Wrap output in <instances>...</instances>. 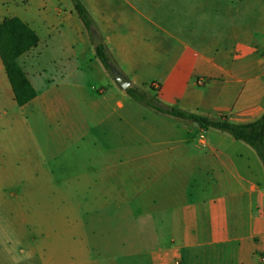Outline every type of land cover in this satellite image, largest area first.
Segmentation results:
<instances>
[{"label":"crops","instance_id":"1","mask_svg":"<svg viewBox=\"0 0 264 264\" xmlns=\"http://www.w3.org/2000/svg\"><path fill=\"white\" fill-rule=\"evenodd\" d=\"M113 65L164 108L264 114V0H80ZM38 43L0 56V264H264V165L228 133L131 99L71 0H0ZM34 228V234L30 229Z\"/></svg>","mask_w":264,"mask_h":264},{"label":"trees","instance_id":"2","mask_svg":"<svg viewBox=\"0 0 264 264\" xmlns=\"http://www.w3.org/2000/svg\"><path fill=\"white\" fill-rule=\"evenodd\" d=\"M71 2L77 16L90 35V30L95 25L89 12L80 0H71ZM38 41L35 33L17 18L5 19L0 24V56L19 106H24L32 101L36 96V92L18 65L17 59L36 46ZM95 56L112 77L110 64H113V62L104 44L95 48ZM154 86L151 85L148 91L130 87L126 93L141 105L159 113L197 123L202 130L212 129L228 133L234 140L244 142L253 148L264 165V114L255 122L237 124L231 122L226 115L209 118L186 113L178 108H164Z\"/></svg>","mask_w":264,"mask_h":264},{"label":"water","instance_id":"3","mask_svg":"<svg viewBox=\"0 0 264 264\" xmlns=\"http://www.w3.org/2000/svg\"><path fill=\"white\" fill-rule=\"evenodd\" d=\"M90 35L94 48L102 45V40L94 28L90 30ZM110 71L112 77L123 91H127L131 87V82L113 64H110ZM194 125L198 126L197 123H194Z\"/></svg>","mask_w":264,"mask_h":264},{"label":"rangeland","instance_id":"4","mask_svg":"<svg viewBox=\"0 0 264 264\" xmlns=\"http://www.w3.org/2000/svg\"><path fill=\"white\" fill-rule=\"evenodd\" d=\"M30 232H31V234H34V228L33 227H31Z\"/></svg>","mask_w":264,"mask_h":264}]
</instances>
